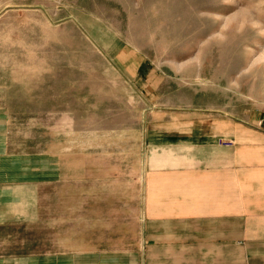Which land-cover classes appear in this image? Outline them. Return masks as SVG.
<instances>
[{
	"label": "crops",
	"instance_id": "crops-1",
	"mask_svg": "<svg viewBox=\"0 0 264 264\" xmlns=\"http://www.w3.org/2000/svg\"><path fill=\"white\" fill-rule=\"evenodd\" d=\"M134 78L151 89L139 65ZM145 115L132 162L110 160L101 136L44 156L12 150L0 98V264H264V111ZM32 225L34 247L14 234Z\"/></svg>",
	"mask_w": 264,
	"mask_h": 264
},
{
	"label": "rangeland",
	"instance_id": "rangeland-1",
	"mask_svg": "<svg viewBox=\"0 0 264 264\" xmlns=\"http://www.w3.org/2000/svg\"><path fill=\"white\" fill-rule=\"evenodd\" d=\"M2 97L13 151L81 150L101 136L110 160L132 162L129 130L145 114L264 111V0H0ZM55 202L44 200L43 249ZM14 234L39 244L33 225Z\"/></svg>",
	"mask_w": 264,
	"mask_h": 264
}]
</instances>
